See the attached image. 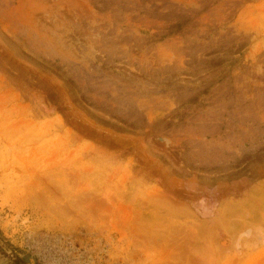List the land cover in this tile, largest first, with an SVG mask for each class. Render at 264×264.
I'll return each instance as SVG.
<instances>
[{
    "label": "rangeland",
    "instance_id": "374dc122",
    "mask_svg": "<svg viewBox=\"0 0 264 264\" xmlns=\"http://www.w3.org/2000/svg\"><path fill=\"white\" fill-rule=\"evenodd\" d=\"M0 264H264V0H0Z\"/></svg>",
    "mask_w": 264,
    "mask_h": 264
}]
</instances>
